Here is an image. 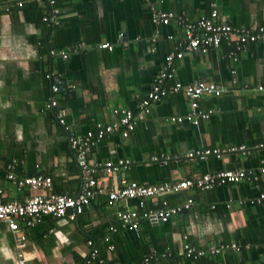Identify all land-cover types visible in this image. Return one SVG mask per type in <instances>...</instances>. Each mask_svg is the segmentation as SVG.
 <instances>
[{
	"label": "crops",
	"instance_id": "obj_1",
	"mask_svg": "<svg viewBox=\"0 0 264 264\" xmlns=\"http://www.w3.org/2000/svg\"><path fill=\"white\" fill-rule=\"evenodd\" d=\"M9 1L10 10H0V187L5 200L40 192L17 190L7 179L6 164L12 159L18 176L42 173L52 179L50 191L70 195L80 191L85 174L69 146V135L81 136L95 122L116 120L117 107L137 113V102L150 88L164 55L183 40L182 24L176 19L154 23L151 6L191 21L208 14L214 5L232 25L253 29L264 23V0H56L60 22L51 25L42 20L47 0H23L21 7ZM101 42L112 44L113 50L99 48ZM79 43L78 53L61 57V50ZM228 50L221 44L174 60V80L213 82L221 88L219 95L199 99L202 109H212L209 117L197 125L171 121V116L185 115L190 106L183 93L167 94L141 113L128 137L113 133L89 149L88 164L129 160L113 173L98 171L99 184L117 185L123 177L153 184L220 169L264 167V150L257 147L264 140V89L257 88L264 85V41L248 45L235 58L227 55ZM47 72L53 73L51 79L45 77ZM56 80L62 88L54 94L57 105L50 109L45 102L50 83ZM239 144L246 150L225 152L220 158L151 159ZM259 191H264V177L256 183L243 180L207 191L164 194L160 198L171 205L187 197L193 203L167 222L140 219L133 230L121 225L117 210L139 213L155 206L159 198H147L142 209L135 199L109 205L106 193L98 194L72 221L43 216L26 228V263L264 264V202L253 201ZM185 242L195 249L231 242L239 246L193 257L185 255ZM15 251L12 233L0 222V264H13ZM149 254L157 258L146 263Z\"/></svg>",
	"mask_w": 264,
	"mask_h": 264
},
{
	"label": "built area",
	"instance_id": "obj_2",
	"mask_svg": "<svg viewBox=\"0 0 264 264\" xmlns=\"http://www.w3.org/2000/svg\"><path fill=\"white\" fill-rule=\"evenodd\" d=\"M11 3L21 7L23 0H11ZM48 12L42 16V20L51 24H59V10L56 0H47ZM10 1L0 2V10L8 12L10 10ZM151 19L154 23L168 24L175 20L182 24L183 40L174 49L169 50L163 59L162 67L159 69L150 88L137 102V113L129 108L117 107L113 112L117 119L112 122H95L94 128L87 130L81 136L69 135V146L74 151L76 158L79 160L81 169L85 176L82 181L80 191L75 195L66 193H56L50 191L52 179L49 175L35 173L26 176H18L14 170L16 159H12L6 164V177L14 183L17 190L27 187L29 190H39V193H31L23 199H3V190L0 187V222L4 223L13 235L15 245V260L13 264H27L24 255V246L27 241L26 228L33 226L41 221L43 216L53 218H66L74 220L78 214L83 211L84 206L88 205L96 195L106 193L107 203L113 205L119 200L135 199L140 208H144L147 198H159L156 205L137 212L135 209L117 210L116 217L121 225L127 229H136L139 226L140 219H146L152 223L167 222L172 215L182 212L184 209L191 207L193 200L187 197L181 203L171 205L168 200L160 198L161 195L177 192L184 189H197L207 191L218 185L226 183H238L240 181H252L256 183L259 177H264V167L258 171L252 168H227L215 172H204L192 177L179 180L163 181L153 184L139 183L136 180H128L125 177L119 180L117 185L113 183L108 186L99 184L96 173L104 171L113 173L122 166L129 163L128 159L118 158L117 160L107 159L97 161L93 164L85 162V156L89 149L103 138L117 133L122 137H128L135 129V125L141 113L149 111L151 104L159 101L169 93H183L189 101L190 109L185 115L171 116L169 119L174 122L188 121L197 125L201 119L208 118L212 109L204 110L199 105V99L204 94L219 95L221 88L213 82L197 81L194 83L183 84L179 80H174L175 67L174 60L184 56L186 52L205 53L212 48H218L221 44L228 46L227 55L236 57L237 53L244 51L248 45L255 42L264 41V23L258 24L255 28L249 29L243 26H235L225 20L216 6H212L208 14H202L195 20L189 21L185 15L150 7ZM99 48L113 50V45L108 42L98 44ZM82 48V43L60 51L62 58H66L70 53H78ZM54 53L53 50L50 51ZM234 72V71H233ZM52 72L45 73V77L51 79ZM232 82H235V76L232 75ZM247 86L245 83L243 87ZM62 85L59 80L50 83L51 94L47 97L45 106L52 108L57 105V99L54 96ZM259 90L264 89V85L257 87ZM58 122L67 130L66 121L63 115L58 114ZM257 147L264 150V140L258 143ZM246 145H231L223 149L220 147H203L194 148L177 154H159L151 157L152 160L166 162L170 159L185 158L188 160L199 159L205 160L209 157L220 158L225 152L236 153L245 151ZM49 189L47 192L45 190ZM257 204L264 202V191H259L253 200ZM184 237H186L184 235ZM92 241H88V245ZM238 244L231 242L216 246L210 244L205 249H195L188 243L183 247L185 255L197 256L204 253L216 254L222 249H237ZM157 258L155 254H149L144 258L146 263Z\"/></svg>",
	"mask_w": 264,
	"mask_h": 264
},
{
	"label": "water",
	"instance_id": "obj_3",
	"mask_svg": "<svg viewBox=\"0 0 264 264\" xmlns=\"http://www.w3.org/2000/svg\"><path fill=\"white\" fill-rule=\"evenodd\" d=\"M157 223H159V222H157Z\"/></svg>",
	"mask_w": 264,
	"mask_h": 264
}]
</instances>
